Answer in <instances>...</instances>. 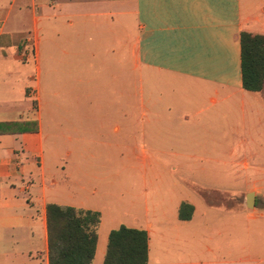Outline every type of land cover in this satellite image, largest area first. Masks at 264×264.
<instances>
[{
  "label": "crops",
  "instance_id": "crops-1",
  "mask_svg": "<svg viewBox=\"0 0 264 264\" xmlns=\"http://www.w3.org/2000/svg\"><path fill=\"white\" fill-rule=\"evenodd\" d=\"M242 32L264 34V0H0V264H49V204L100 213L93 264L121 226L147 232V264H264L262 187L247 190L259 210L246 237L235 228V257L227 224H203L195 195L207 193L197 173L222 179L226 148L264 146ZM133 148L151 168L146 148H183L187 179L149 203Z\"/></svg>",
  "mask_w": 264,
  "mask_h": 264
},
{
  "label": "rangeland",
  "instance_id": "rangeland-1",
  "mask_svg": "<svg viewBox=\"0 0 264 264\" xmlns=\"http://www.w3.org/2000/svg\"><path fill=\"white\" fill-rule=\"evenodd\" d=\"M258 133L263 132L259 131ZM258 133L254 136H257ZM250 138L248 133H244L241 139L249 140ZM262 140L263 139H261V141ZM136 143L139 146L140 140L137 139ZM133 149L131 178L133 180H138L140 184L143 178H147L146 187L148 190L144 196L149 199V203L152 198L160 200L163 197H167L171 191L170 187L174 180H180L182 178L187 179V172L186 169L182 168V164L186 163L189 159L183 157V148H163L161 152H156L155 148H146L153 161V168L137 162V155L142 148ZM175 151L179 152L180 155ZM200 151V155L206 157L205 148H200ZM203 159L204 158H202V160ZM225 159L228 165L226 168L222 169V179L220 182H217L216 185H209L212 182L208 184L209 186L200 184V180H205L202 174L197 173L195 183L200 189L204 188L207 193L205 195L206 198L199 194L195 195L197 198H200V200L197 201L199 213L202 210L208 212L205 216L206 219H202L203 224L208 223L214 227L227 224L229 233L226 235L228 237L231 236V238L228 239L229 250L227 255L228 257H235L234 245L238 237L235 228L241 226L244 232L243 236L246 237L247 228H251L255 225V221L253 220V216L256 215L255 211L259 210L258 206L250 207V205H246L245 199L247 195L253 193H247V190L251 188V185L256 183L258 187H262V193L264 195V146H255L254 148H226ZM206 160L208 162L209 157L206 158ZM245 161H248L250 164L249 170L244 169L242 166V163ZM194 162L199 163L200 160L197 159L194 160ZM177 166L180 167L174 171V168ZM257 170L260 171V173H257ZM145 171H147V173ZM138 183L136 186H138ZM136 186L133 185V188H136ZM141 188H143V185L139 188V192L143 195ZM219 190L220 192L222 191V194H217V192H215ZM259 202H257V204H259ZM212 207H221L223 211L219 209L212 211L210 210ZM236 210L241 214V216H238V219L232 217ZM249 253H252L251 258H253V254L255 253L252 251ZM246 255H248V252H244L241 256L246 257Z\"/></svg>",
  "mask_w": 264,
  "mask_h": 264
},
{
  "label": "trees",
  "instance_id": "trees-1",
  "mask_svg": "<svg viewBox=\"0 0 264 264\" xmlns=\"http://www.w3.org/2000/svg\"><path fill=\"white\" fill-rule=\"evenodd\" d=\"M243 88L264 91V34H240ZM194 208L183 203L179 219L190 220ZM101 221L99 212L47 206L49 264H93ZM148 234L126 226L109 235L104 264H147Z\"/></svg>",
  "mask_w": 264,
  "mask_h": 264
},
{
  "label": "water",
  "instance_id": "water-1",
  "mask_svg": "<svg viewBox=\"0 0 264 264\" xmlns=\"http://www.w3.org/2000/svg\"><path fill=\"white\" fill-rule=\"evenodd\" d=\"M254 202H255V194L250 193L249 195H247V205H250V207H253Z\"/></svg>",
  "mask_w": 264,
  "mask_h": 264
}]
</instances>
